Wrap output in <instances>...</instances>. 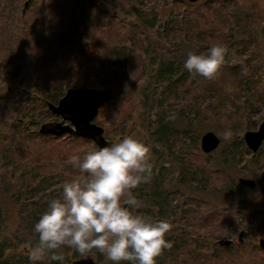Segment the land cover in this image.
Here are the masks:
<instances>
[{
    "label": "trees",
    "instance_id": "obj_1",
    "mask_svg": "<svg viewBox=\"0 0 264 264\" xmlns=\"http://www.w3.org/2000/svg\"><path fill=\"white\" fill-rule=\"evenodd\" d=\"M202 2L200 6H203L208 14L203 12L200 13L199 10L198 12L186 10V12L180 14L182 18L179 24L175 25L173 23H168L166 26H162L161 29L157 30V32H154L158 35L156 38L151 36L153 32H150L146 26L150 25L153 27V24H150V22L149 24L145 22L144 25L140 21L137 25L133 24L130 27L132 30L128 32L124 41L118 42L110 49L107 56V63L101 64L99 68L100 71L95 78L90 75L92 81H88L89 77L82 80V87L102 88L106 85L108 89L113 90L112 100L99 110L97 117L103 115L105 111L104 115L106 116V120L108 119L110 125L112 124L111 127H114V129L120 128L122 126L121 121L123 123L127 122L132 113L136 111L137 107L142 102L147 101V99L153 102L167 100V92L170 87L180 86L183 88L184 84H181L182 80L184 82L187 78L193 77L183 66L187 53L192 51L191 49H194V52L197 53L205 52L207 48L215 42L229 44L225 57L227 61L220 67L217 75L219 74L222 79L227 78L230 80H234L238 74L239 76L241 75V78L245 77V75H242L245 73L244 67L247 68L246 64H252L251 61L256 54L253 48L254 41L252 36L250 34L245 36V34L255 29V26L258 27V25L256 23L250 24L249 22H241L238 20L233 11V9L238 7V0H202ZM7 3H9V1L5 0V4ZM10 3L12 4L10 11L13 12L16 10V7L13 5L14 1ZM60 7L63 8L64 6L61 4ZM210 10H214V12L209 15ZM89 11L81 12L78 18L68 22V28L74 32L73 37L76 40L67 42L58 40L61 36V32H58L57 29L58 25L62 26L61 24H63V16H58L59 19H56V16H54L56 14H53V20L43 22V25L37 28L39 33L35 38H27V36L30 37L32 28L25 33V37L20 34L26 27L20 31V39L23 40L27 38L24 42L25 50L23 51L25 52L21 55V63L24 64L25 62V65H28L26 73L34 77V79L30 78V80L25 82L24 92L28 94L26 91H34V93L36 92L37 94L43 95L44 97H41V101L45 103L46 108L47 103L55 104L57 102H50L47 100L48 98L54 97L57 100L58 96L62 97L64 95L61 91V87H64V81L62 82L60 78L63 74L58 73L57 75L55 72L52 74L48 71V66L56 59V54L53 55V51H51L52 41L54 39L55 41L58 40V47L60 50L63 49L60 52V55H62L60 57L61 60L67 59L70 63L73 59L74 63L72 61V66L75 65L73 70L80 74L79 58L84 53H87V56L89 55L88 47L91 45L90 43L93 44L98 37L96 30L103 27V24L98 21L95 13ZM140 15L138 11L137 18L141 20ZM35 16L36 14L34 13L33 17ZM215 18L217 19L216 22L213 21ZM2 25L3 24L0 22V28ZM34 26L36 27V25ZM228 28L230 34L225 32ZM122 31L126 33L128 30L123 28ZM5 38L7 40L4 39V42L5 40L6 42L10 41L8 37ZM210 38L216 40L210 42ZM175 40H178V42ZM125 41L130 42L129 46L126 47L125 44H123ZM1 50L8 56L4 62L10 64L19 63L17 56L8 49L7 44L1 48L0 42V51ZM48 51H50L51 54L48 53ZM243 58H245V61L237 64L240 70H242L240 74V71L237 70L238 66L236 67L233 62ZM231 59L234 60L231 61L229 65L228 62H230ZM246 61H248V63ZM22 67L23 66L19 64L17 70L22 72ZM137 70H140L139 75H141L143 70L144 76L148 74V72H155V77H152L155 82L154 86L147 87L140 83L136 86L135 83L130 82V77L133 73H137ZM120 71L122 72L119 74ZM197 77L202 76L197 75ZM174 78L176 80L173 83L178 85L170 84L172 83L171 80ZM202 79L204 78L202 77ZM41 80L43 85L40 83ZM165 83L169 85L165 86ZM240 86L241 85H239V87ZM216 88L218 87L215 84L206 92H204L202 88H195L191 101L192 105L189 106V113L196 114L199 116L198 118L206 119L208 115H217L216 111L222 110L223 114H225L223 120L231 124L233 128L238 127L236 125H238L239 121V112L236 111V105L230 102L226 107H219ZM234 90L238 91L236 88H234ZM243 90L241 94L244 93V95L248 91L247 100L249 101L251 88H244ZM256 95L252 97H256L255 99L261 104L256 103L258 106L255 107L253 103L246 104L247 107H250L251 111L254 108H261L262 104H264V95H262V91ZM2 104L7 108L9 106V103L6 104L3 102ZM107 105H110L109 109L106 108ZM22 109L24 110L21 112L22 117L14 118L13 121H11L12 116L5 110V120L3 122L0 121V159L3 162V164L0 165V189H3L5 194L14 198V204H19L20 209L22 208V213L18 217L20 224L17 228V234L21 235L22 238L13 245L9 243V245H4L7 243L5 240L3 244L0 245V258L3 257L5 250L11 247L16 248L17 244L27 243V245H34L37 243L38 238L37 234L34 232L33 225L39 217L37 218L36 213H34L35 211L31 210L37 207L32 199H34L36 195L48 194L47 192L49 191L57 193L58 190L61 189L60 192H62V188L58 189L59 183L68 181L78 174L76 173V169L72 167L69 157L76 154L83 155L80 154L81 150L74 149L76 148L75 142L91 141L89 139L67 134L62 136L41 134L39 132L40 126L48 122L41 123L37 132H33L30 130V126L38 124V118L42 116V113L37 106L35 108L22 107ZM181 110L184 111L185 108H181ZM45 113H49L51 117H56L48 108ZM251 113L254 112L252 111ZM117 120H120V122H117ZM191 122L192 120H189L187 128L190 127L189 125ZM152 123L153 122H151V124ZM100 125L98 124V126L104 130ZM116 130L117 129L114 130V133L110 131V134L114 136ZM121 130H123V128ZM186 131L187 130H184V133H186ZM182 133L183 132H178L176 130L175 132H169L167 125H164L161 118L156 116L154 128L150 130V136L153 142L151 146L152 152H161V154H159L164 158L165 154H162L163 149L161 150V147L167 148L170 151L169 153H171L169 156H173L174 158L163 159L164 165L170 164L173 170L181 177L189 175V181H197L195 183L201 185L203 189L209 186L214 189V191L221 192L222 186L218 189V181L215 180V176L213 177L212 169L199 166L197 162H195V165L190 164L192 162H190L189 155L182 153V151H180L181 149L178 151L172 150L171 144L175 141L169 143V137H178V134L183 136ZM133 137L139 139L137 135H133ZM221 141L222 140H220V143ZM234 142L235 148L230 147L229 150H227L229 151L228 153H233L232 155L237 157L235 154L237 148L239 145L242 147L243 144L241 140H234ZM179 143L180 141H178V144ZM65 146L68 148L64 149ZM187 148L190 147L187 146ZM190 151L192 152V150L189 149L188 152ZM53 157H55V159H53ZM163 163L160 164V167L163 166ZM60 165H63L64 168H61ZM16 171H21L18 176L15 174ZM153 171H155V169H153ZM140 185L141 184L137 186L136 190H133L135 192L138 191L141 197L144 198L146 196L143 194V188H138L141 187ZM154 185L155 188L152 190V196L154 195L156 197V200H153L156 204L155 206H158L160 218L165 220L172 219L171 221H175L174 223L169 222L172 227L165 235V238L172 242V247L165 249L162 254L156 258L157 264H248L237 249L232 251L231 246L233 241L230 245H225V240H221V237L214 243H211L208 239L207 229L210 230L213 228L212 231L215 229H236L234 228L236 224L233 225V214L227 212L231 210L218 213L219 211L216 208L208 205L200 196L189 195L191 199L190 203L193 205L186 209L184 208L185 205H182L180 212L178 207L172 209L169 204L174 197L173 190L169 191L168 186L167 189L163 188L160 190L159 188H162L161 182H156ZM178 193L182 194V191ZM57 194L61 196V193ZM139 194L137 198H139ZM53 195L57 196L56 194ZM155 206H150V210ZM138 208H136L135 211L140 214L143 210L148 209L147 206L143 207L141 211ZM2 211L0 206V220L3 218ZM247 215L249 214L244 215V218L237 226L242 228L245 227V229L248 230L251 228L252 221H250V215ZM210 216L216 219V222H210ZM241 216L243 217V211ZM155 218L160 219L159 216H155L154 219ZM237 242V248H239L244 240L242 239L240 242L237 239ZM251 250L252 249L249 248L250 252ZM58 251L65 253L72 251L73 261L71 264H97L94 261V257L100 261L104 260L105 264L106 261H108L107 264H111L112 262L109 261L103 253L95 249L87 254L86 257H82L78 252L68 246H64ZM45 258H49V256L45 255ZM255 261L256 260H251L249 264H255ZM4 262L3 260L0 264ZM19 263L31 264L30 260L25 258H23V260L19 258L15 259L14 262H11L9 259L7 264ZM52 263L59 264V261H52ZM122 264H130V262H122Z\"/></svg>",
    "mask_w": 264,
    "mask_h": 264
},
{
    "label": "rangeland",
    "instance_id": "obj_2",
    "mask_svg": "<svg viewBox=\"0 0 264 264\" xmlns=\"http://www.w3.org/2000/svg\"><path fill=\"white\" fill-rule=\"evenodd\" d=\"M7 1H9V3L5 4V0H0V22L3 24L0 28L1 48L7 44L8 49L17 56L19 63L16 62L10 64L4 62L8 56L3 53V50L0 51V121L3 122L5 120V110L12 116L11 121H13L14 118L22 117L21 112L24 111L22 107L35 108L37 106L41 111L42 116L38 118V124L30 126V130L33 132H37L41 123H51L52 121L59 123L61 120L58 117H51L49 113H45L47 108L45 103L41 101V97H44L43 95L37 94L36 92L34 93V91H26L28 94H25V82L30 80V78L34 79V77L29 76V74L27 75L26 72L28 65H25V62L24 64L21 63V55L25 52L23 51L25 50V39L37 37L39 33L37 28L42 26L43 22L53 20V14H56L54 15L56 16V19L58 16H63V24H61L63 28L58 25L57 29L58 32H61V36L58 40L63 42L76 40L73 37L74 32L68 28V22L78 18L83 11L90 10L91 12H94L98 21L103 24V27L100 28L101 30H96V34L98 35L97 40L93 44L90 43L91 45L88 43L90 45L88 47L89 55L87 56V53H84L79 58L80 74L73 70V67L75 66H72L73 59L70 63L67 59L61 60L60 57L62 55H60V52L63 49L60 50L58 47V40L55 41L54 39L52 41L51 51H53V55L56 54V59L48 66V71L52 74L54 72L57 75L58 73L63 74L60 77L62 82L64 81V87H61V91L65 93L69 88L82 87V80L86 77H89L88 81H92V79H90L91 77L95 78L100 71L99 68L101 67V64L107 63V56L110 49L118 42H121L122 40L124 41L128 32L132 30L130 27L133 24L137 25L141 21V23L145 25V22H148V24L150 22V24H153V27L150 25L146 26L150 32H153L151 33V36L156 38L158 35L154 32H157V30L161 29L162 26H166L168 23H173L175 25L179 24L182 18L180 14L186 12V10L193 12H198L199 10L200 13H207L204 7L200 6V4L203 3L202 0H198L195 3H191L188 0H31L23 18L21 17V10L26 0ZM11 1H14L13 5L16 7V10L13 12L10 11L12 6L10 3ZM61 4L64 6L63 8L60 7ZM138 11L139 14H141V20L137 18ZM233 11L241 22L245 21L250 24L256 23L258 25V27L255 26V29L248 31L245 34V36L248 34L252 36L254 41L253 48L256 54L251 61L252 64H246L247 68L244 67L245 73L242 74L245 75L244 78H241V75L239 76L238 74L234 80L227 78L222 79L219 74V76L216 74L212 79H206L204 77V79H202V77H197V75L194 76L192 74L193 77L187 78L184 82L182 80L181 84H184L183 88L180 86L169 88L167 92V100L153 102L150 100L148 101L147 99V101L142 102L137 107L136 111L132 113L127 122L123 123L121 121L122 126L120 128H115L117 130L114 136L110 134V131L114 133L115 129L114 127H111L112 124L110 125L108 119L106 120V116L104 115L105 111L103 112V115L96 117L94 123L97 125L101 124L100 126L104 128V137L108 142V145L118 141L124 136L137 135L140 140L146 142L151 147L153 142L150 136V130L154 128L156 116H159L162 123L167 125L169 132H175V130L183 132V136L178 134V137H169V143L175 141L171 144L172 150L178 151L181 149L180 151H182V153L189 155L190 162H192L190 164L195 165V162H197L199 166L205 167L206 169H212L213 177L215 176V180L218 181V189L222 186V191H214V189L209 186L208 188L203 189L201 188V185L195 183L197 181L190 182L189 175L185 177L179 176L170 164L164 165L163 163V159L174 158L173 156H169L171 155V153H169L170 151L162 146V154H165V157L162 158L160 156L161 152H159L160 154L154 151L152 152L151 147L150 158L155 171L152 170L150 179L145 183H141V187H138L143 188V194L146 197L143 198L138 191L135 192L134 190H136V188L133 190L136 197L139 194V198L137 199L140 203V208L138 209L141 211L143 210V207L146 206L149 209L143 210L141 214L152 219H154L155 216H159L160 218L158 206H155L156 204L154 203L156 197L154 195L152 196V190L155 188L154 184L156 182H161L162 188H159L160 190L163 188L167 189L168 187L169 191L173 190L174 197L169 204L172 209L178 207L180 212L182 205H185V209L193 205L190 203L191 199L189 195H198L208 205L216 208L219 211H217L218 213L225 210H231L227 212L233 214V225L236 224L234 226L236 229L234 230L231 228L215 229L213 231V228L210 230L207 229L209 241L214 243L220 237L221 240H231L233 241L231 246L232 251L237 249L243 256L245 262L249 264L251 263V260H256L254 262L255 264H264V253L260 250L257 244L260 238H264V141L255 154H252L243 142V135L246 131H254L261 122H264V104H262V107L259 109L254 108L252 110L254 113H251L252 111L250 110V107H247L246 105L253 103L254 107L258 106L256 103H261L255 99L256 97L252 96H255L261 91L262 95H264V0H238V7L233 9ZM213 12L214 10H210L209 15L213 14ZM34 13L36 14L35 17H33ZM216 20L217 19L215 18L213 21L216 22ZM34 25H36V27ZM25 27L26 29L20 34V31ZM31 28L32 31L30 37L27 36V38L21 40L19 34L25 37V33ZM123 28L128 31L126 33L123 32ZM225 32L230 34L229 28L226 29ZM5 37H8V40L10 39V41L6 42L7 39ZM4 39H6L5 42ZM213 40L216 39L210 38L209 41L212 42ZM175 41L178 42V40ZM123 44L127 47L130 42L125 41ZM223 45L226 46L228 51L229 44L226 43ZM191 50L194 52V49ZM48 53L51 54L50 51H48ZM233 60L234 59H231L230 62H228L229 65ZM243 61H245V58L237 59L233 64L237 67V64H240ZM246 62L248 63V61ZM19 64L23 66L22 72L17 70ZM237 70H239L241 74L242 70H240L239 66L237 67ZM121 72L122 71H120L119 74ZM139 74L140 70H137V73H133L129 81L135 83L136 86H138L139 83L144 84L147 87L154 86L155 82L152 77H155V72H148V74L144 76L142 70L141 75ZM175 80V78L172 79V83L170 84H176L173 83ZM40 83L43 85L42 80ZM214 84L219 88H216L219 107H226L230 102H232L233 105H236V111L239 112V121L238 125H236L238 127L233 128L231 124H228L223 120L225 114H223L222 110L216 111L217 115H208L206 119L198 118L199 116L196 114L189 113V106L192 105L191 101L194 89L198 87L206 92L207 90H210ZM168 85L165 83V86ZM239 85L241 86L239 87ZM104 88H107L106 85L101 89ZM234 88L238 91H235ZM244 88H251L249 101L247 100L248 91L245 95L244 93L241 94V91H244ZM111 91L113 90L111 89ZM58 97L57 100L54 97H50L47 100L55 103L61 98V96ZM3 102L6 104L9 103L8 108L2 104ZM109 107L110 105H107L106 108L109 109ZM181 108H185V110L182 111ZM189 120H192V122L189 125L190 127L187 128ZM118 121L120 122V120H117V122ZM151 122L153 123L151 124ZM122 128L123 130H121ZM184 130H187L186 133H184ZM226 131L229 133L227 136H225ZM206 132H212L222 140L218 148L210 154H204L200 148V139ZM234 140H241L243 144L242 147L239 145L237 148V152L235 153L237 157H234L232 155L233 153H228L229 148L234 147L235 145ZM178 141H180L179 144ZM75 145L76 148L74 149L81 150L80 154H84L86 151H90L97 147L92 141H78L75 142ZM187 146L190 148H187ZM66 148L68 147L65 146L64 149ZM189 149L192 150V152H188ZM53 159H55V157H53ZM161 163H163L162 167H160ZM2 164L3 162L0 159V165ZM60 167L64 168L63 165H60ZM20 172L21 171H16L15 174L18 176ZM239 178L253 180L255 182V187L250 189L246 186L239 185L237 181ZM61 185L62 183H59L58 189L61 188ZM60 190L61 189H59L57 193L62 194ZM179 191H182V194L178 193ZM47 193L48 194L36 195L35 198L32 199L37 207L31 210L35 211L34 213H36L37 218L46 210L50 199L59 197L57 193H52L51 191ZM53 194H56L57 196ZM152 205L155 207L150 210V206ZM0 206L3 210V218L0 220V245L3 244L5 240L7 243L4 245H13L22 238L21 235L17 234V228L20 224L18 217L22 213V208L20 209L19 204H14V198L5 194L3 189H0ZM242 211L243 217L241 216ZM246 214L250 215L247 216H249L251 219L250 221H252L251 228L248 230L245 229V227L242 228L237 226ZM171 220L172 219H169L167 221L171 223L175 222ZM209 220L212 223L216 222V219L211 216L209 217ZM240 232L244 233L242 235L244 242L239 248H237V239ZM249 248L253 251L251 250L250 252ZM29 250L30 245H27V243L17 244L16 248L11 247L4 251L3 257L0 258V263L4 260L5 262L3 264H7L9 259L11 262H14V260L18 258L20 260H23V258L29 259ZM62 253L64 255V261H59V264H71L73 261L72 251ZM94 261L97 264H105L104 260L100 261L96 257H94ZM107 262L108 261H106V264ZM37 264L53 263L49 258L44 257L43 260L38 261ZM111 264H113V262H111Z\"/></svg>",
    "mask_w": 264,
    "mask_h": 264
},
{
    "label": "clouds",
    "instance_id": "obj_3",
    "mask_svg": "<svg viewBox=\"0 0 264 264\" xmlns=\"http://www.w3.org/2000/svg\"><path fill=\"white\" fill-rule=\"evenodd\" d=\"M226 54L225 45L213 43L205 52L189 51L183 66L194 76L212 79ZM150 155V145L129 135L82 156H70L78 174L62 183L61 196L50 199L34 223L38 239L30 245L31 264L45 255L50 261L63 262L58 250L64 246L82 257L98 250L113 264H157L156 258L172 247L165 238L172 225L136 212L140 205L133 193L151 177Z\"/></svg>",
    "mask_w": 264,
    "mask_h": 264
},
{
    "label": "water",
    "instance_id": "obj_4",
    "mask_svg": "<svg viewBox=\"0 0 264 264\" xmlns=\"http://www.w3.org/2000/svg\"><path fill=\"white\" fill-rule=\"evenodd\" d=\"M93 1V0H92ZM195 3L197 0H188ZM31 0H26L21 10V15L25 14ZM113 93L108 88H88L76 87L66 90L64 95L56 104L47 103V108L54 115L64 118V122L54 124H42L39 128L41 134L62 136L73 135L80 138L91 140L97 147L107 146L108 142L104 137V130L94 123L99 110L112 100ZM264 141V122H261L256 130L246 131L243 135L245 146L255 154L262 146ZM220 145V139L212 132H206L200 139V148L204 154H210ZM239 185L246 186L250 189L255 187L253 180L239 178ZM240 232L238 240L242 241ZM232 241L225 240V245H230ZM258 247L264 253V238L258 240Z\"/></svg>",
    "mask_w": 264,
    "mask_h": 264
},
{
    "label": "flooded vegetation",
    "instance_id": "obj_5",
    "mask_svg": "<svg viewBox=\"0 0 264 264\" xmlns=\"http://www.w3.org/2000/svg\"><path fill=\"white\" fill-rule=\"evenodd\" d=\"M21 17H22V15H21ZM23 17H24V15H23ZM54 116H56V117H58V118L61 119L59 122H64V124H68V122L65 121L64 118H63L62 116H59V115H54ZM54 123H58V122H56V121H52L51 123H46V124H54Z\"/></svg>",
    "mask_w": 264,
    "mask_h": 264
}]
</instances>
